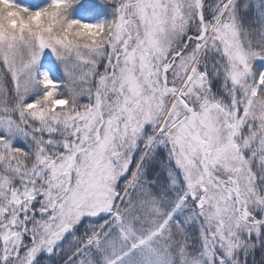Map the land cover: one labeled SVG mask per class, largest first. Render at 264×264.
Segmentation results:
<instances>
[{
  "label": "snow or ice",
  "instance_id": "1",
  "mask_svg": "<svg viewBox=\"0 0 264 264\" xmlns=\"http://www.w3.org/2000/svg\"><path fill=\"white\" fill-rule=\"evenodd\" d=\"M80 2L0 0V264H264V0Z\"/></svg>",
  "mask_w": 264,
  "mask_h": 264
},
{
  "label": "rangeland",
  "instance_id": "2",
  "mask_svg": "<svg viewBox=\"0 0 264 264\" xmlns=\"http://www.w3.org/2000/svg\"><path fill=\"white\" fill-rule=\"evenodd\" d=\"M17 2L23 5H37V4H42L44 0H17ZM94 3L97 5H102L103 8L101 9H103L106 12V15L109 17V19L111 18L110 5L104 3L103 0H94ZM75 15L77 18L83 19L85 22H97L99 20H105V17L100 16L99 13L81 12V10L79 9H77V11L75 12ZM42 64L44 65L45 68H53V74L56 75L57 77H60L63 75V70L59 66V62L55 60V57L48 50H46L45 55L42 57ZM256 67L263 70L264 63L257 61ZM62 243H67V240L62 241Z\"/></svg>",
  "mask_w": 264,
  "mask_h": 264
},
{
  "label": "trees",
  "instance_id": "3",
  "mask_svg": "<svg viewBox=\"0 0 264 264\" xmlns=\"http://www.w3.org/2000/svg\"><path fill=\"white\" fill-rule=\"evenodd\" d=\"M101 6V7H99ZM77 9L81 10V12H92V13H99L100 16H104L105 20L109 19V17L106 15V12L101 9L103 8L102 5H97L94 3V0H81L80 4L76 6ZM102 70V68H101ZM10 79V78H9ZM11 83L9 82L8 87H12V85H10ZM215 87V85H214ZM12 93H9V96H11ZM82 102H86L87 98L86 95L81 97ZM198 226H192L190 228V231L193 233L194 236H198ZM257 260H259L260 258V253L259 251H257V255H256Z\"/></svg>",
  "mask_w": 264,
  "mask_h": 264
}]
</instances>
